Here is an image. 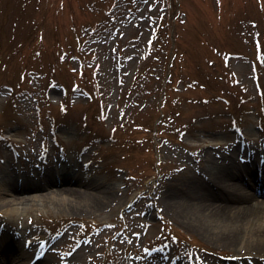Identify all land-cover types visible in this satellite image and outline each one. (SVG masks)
Segmentation results:
<instances>
[{
	"label": "rangeland",
	"instance_id": "1",
	"mask_svg": "<svg viewBox=\"0 0 264 264\" xmlns=\"http://www.w3.org/2000/svg\"><path fill=\"white\" fill-rule=\"evenodd\" d=\"M237 142L262 158L264 0H0V176L13 167V195L26 198V210L0 214V229L23 246L48 240L60 264L230 263L244 253L220 247L223 226L191 222L200 201L174 185L189 165L211 171L204 151L240 153ZM61 150L88 165L83 180L97 188L80 175L17 184L14 173ZM67 187L94 201L107 187L115 199L86 210ZM255 193L264 200V188Z\"/></svg>",
	"mask_w": 264,
	"mask_h": 264
},
{
	"label": "bare ground",
	"instance_id": "2",
	"mask_svg": "<svg viewBox=\"0 0 264 264\" xmlns=\"http://www.w3.org/2000/svg\"><path fill=\"white\" fill-rule=\"evenodd\" d=\"M209 148L212 147L210 146ZM242 148L244 147L242 146ZM215 149L217 154H219L217 159H214V157L216 156H211V153L207 151H204L203 153L204 161L211 165V171H209L211 174L209 172H206L204 168H199L198 170H196L193 165H189V168H187L188 170L186 169L184 171V173L182 174V178L179 180V182H177L178 185H174V187L176 188V190L184 194H188L189 197L194 198V200L200 201L199 206H195V208H197V216L195 215L194 219H190L191 222L197 223L201 219H205V221H207V225L205 226L208 229H212V227L210 226L214 224H218L217 226H223L219 230L223 231L224 229L227 235L224 238L225 240L221 242L220 247L224 246L228 248V246H231V248L228 249L236 253L246 251L248 254H250L251 257H256V260L261 261L262 255H264V250H261V248H264V200H257V194L255 192L258 191L260 188H264L258 186L257 180V170L259 169L261 176H263L262 181L264 184V166L258 167L260 166V163L264 164V148L260 152L262 158H258L257 163H255L256 161H254L251 164L252 167H246L247 169L243 167L241 163H239V158L236 155V149L232 146H229L227 149H223V146L219 144L217 147H215ZM175 157L180 159V157L183 158L185 156L184 154L178 152ZM183 159L187 160V158ZM260 159L262 160L260 161ZM220 161L225 164H220ZM217 163L219 164L216 165ZM11 174H13L12 167L7 168V170L3 171L2 175L0 176V214L4 217H9L10 215L21 213L20 211L24 209L26 210V207L19 206V204H21V201H24L26 199L25 196L18 197L13 195V193L17 190V185H15V183L11 181ZM14 174L16 175V173ZM196 174L198 177L194 176ZM246 175V180H248L247 182L249 183L248 186L250 189L253 190L252 192L245 191L243 187L247 184L244 180V177ZM79 179L80 182H77L81 185L86 186V188H89V186L91 188L98 187V185L96 187V184H94L92 181H89L87 179L83 180L84 178L82 176L79 177ZM59 180L66 181L74 179L67 176L65 178H59ZM50 181L51 179H48L45 183L38 185V187L47 188L49 185L48 182ZM27 182L28 181H26V183ZM32 183L33 182L30 181V184ZM183 187H186L187 190L184 191L185 188ZM105 188L106 192H108V196L103 194L100 201H94L91 198L89 199V197L83 195V192L78 191L74 188L67 187L60 190L65 193H73L74 197H82L84 201H86L83 209L87 210L91 209L90 207L92 206L94 207V205L96 206L100 203L108 202V199H115V197L112 196L113 192L110 191L109 188ZM53 191L54 190H50L49 194H54V192L58 193V190L54 192ZM182 199L185 200L184 197H182ZM63 200L65 201V199ZM222 204H226L230 208L228 212H223L224 214L219 213L221 206H224ZM236 206L248 208L243 209V211H237L235 210L237 208ZM179 213L185 219H189L190 217L185 213L184 210L180 209ZM231 223H244L246 225L245 229H248V226H252V228L254 229H252L251 231L249 230L248 232H244L241 236H237V234L234 233L232 230H226V227H229V224ZM197 225H200V223H197ZM200 229H203V227H201ZM12 236L15 237V235L13 234ZM10 239L11 233H9L8 231H6L4 235L0 234V247L4 245V247L8 248V252L13 253L15 251V247L9 244ZM87 249H89V247H84L81 252L75 253L74 257L72 258L74 260L76 258H83L92 251L91 248L89 250ZM5 251L6 250L4 249L2 253H5ZM24 252L25 251L21 253V264H26L28 260L27 256L23 254ZM258 254H261L259 255L260 258L258 256H255ZM3 257L4 261L2 262V264H17L18 262L16 260L5 259V256ZM35 264L52 263L49 259L43 258L41 261H38Z\"/></svg>",
	"mask_w": 264,
	"mask_h": 264
}]
</instances>
